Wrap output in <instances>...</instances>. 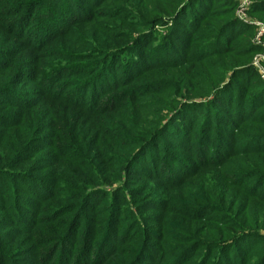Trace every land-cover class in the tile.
<instances>
[{"label":"rangeland","instance_id":"obj_1","mask_svg":"<svg viewBox=\"0 0 264 264\" xmlns=\"http://www.w3.org/2000/svg\"><path fill=\"white\" fill-rule=\"evenodd\" d=\"M226 38L228 53H212ZM246 147L264 149V0H0V158L27 161L7 172L15 208L0 219L70 205L57 193L78 195L87 157L108 173L141 158L134 195L117 183L96 205L76 198L70 236L41 262L199 264L197 241L225 222L264 226V154Z\"/></svg>","mask_w":264,"mask_h":264},{"label":"trees","instance_id":"obj_2","mask_svg":"<svg viewBox=\"0 0 264 264\" xmlns=\"http://www.w3.org/2000/svg\"><path fill=\"white\" fill-rule=\"evenodd\" d=\"M204 14L205 13L202 12L201 15ZM225 20L227 21H225L220 27L221 33L219 34L221 35L218 37V40H221L224 35H227V27L234 25V22L230 21V19ZM191 22L192 20H188L187 24ZM187 29H189V25L185 26L183 30ZM238 32L242 33L243 29ZM230 42V38H226L224 44H221L218 48H213L211 52H218L217 54L219 55L227 54V47ZM260 108L261 107H257L256 110ZM249 112L250 110L247 112V114ZM249 116L251 117L252 115L250 114ZM166 132L167 128L161 129L160 135L167 136ZM174 140L177 142L178 137L174 136ZM246 148L249 149V154H264V149L259 151H252L249 147ZM5 158L6 159L0 158V205H3V208L5 210L13 211V209L15 208L13 206L14 204L12 203V191L14 190V186L11 185V182L12 180L17 179H10L11 173L7 172L13 171L17 172V174H21L23 172V168L19 169L17 166L18 164H22L23 166L24 162L27 161L25 159L16 164V157L14 158L10 153H8ZM95 158L96 157L92 156L87 157L88 166L85 172H83L81 175L76 174V177L72 178L78 184H80L78 187H76L77 191H75L78 192V195L72 197L69 193H67V191L61 190H59V192L57 193L58 197L56 201L68 200L70 205H57L58 207L56 208L58 210H56L54 214H51V216L40 217L37 219H33L32 221H24L22 219L18 220L17 218L13 217L14 214L8 215V217H6L7 221H3L0 219V228L2 229V232L0 233V255L7 257L9 256V254H16L15 260L20 264H45L43 261H40V258L43 259L44 257L42 255L50 251L51 248L53 249V244L55 245L59 243L62 240V237L67 234V230H64L63 226L64 224H67L68 228L69 221L67 222V219L64 218V216L65 214H67L66 212L68 211V208L71 209V206H78V204L76 205L75 203L77 202L76 198H80L79 201L81 200V205L84 202L83 198L85 200L84 204L92 203L93 205H96L101 201H104L105 199V197L102 196V192L99 191L98 188L111 189L112 186L117 183L124 184L123 188L127 189L126 196L127 194L130 196L134 195V192L128 190L129 185L126 184L125 181L127 180V174H129L133 169L135 161H141V158H138V155L136 153L131 152L129 155L128 153H125L123 164L120 166H117L116 164L112 165V167H110L112 169L111 173H108L104 169L102 156L97 157L99 158L98 163L92 164V160H94ZM116 160L120 162L119 156L116 157ZM57 178L59 177L55 176V179L59 180ZM43 184L44 186L48 184L49 187H52L53 182L48 181V183ZM55 186L56 185H53V189L55 188ZM64 186H66V183L64 184ZM66 188L69 189V186H66ZM117 190H115L113 194H116L115 196L122 197L121 199H123L124 202V199L126 198L125 195H122V192L124 190L118 191V193H116ZM47 192L40 188L37 191H34L33 195L37 199L45 198L47 196ZM252 198L253 200H255V195ZM98 200L99 202H97ZM81 218V215H78V219L81 220ZM237 218L238 217L234 218V224H230L229 221L225 222L222 226L223 228L219 232H217L215 236H206V241H197L198 249L205 247L203 256H206V258L204 257L199 262V264H203L205 261L207 262L210 257L212 264H264V235H259L258 232L255 233L256 231L264 230V226L261 227L254 222L248 224L247 222L245 223L243 219H241L240 223V220ZM253 230L256 231L254 232ZM67 236L70 235L67 234ZM211 250H214V253L210 255L209 253L211 252ZM230 250L233 256L231 262L226 259L229 256ZM121 258V261H118L117 263L112 262L109 264H125L126 259L124 257ZM252 259H255L256 261L254 263H251ZM77 264H80V262H78Z\"/></svg>","mask_w":264,"mask_h":264},{"label":"built area","instance_id":"obj_3","mask_svg":"<svg viewBox=\"0 0 264 264\" xmlns=\"http://www.w3.org/2000/svg\"><path fill=\"white\" fill-rule=\"evenodd\" d=\"M261 30V28H259Z\"/></svg>","mask_w":264,"mask_h":264}]
</instances>
